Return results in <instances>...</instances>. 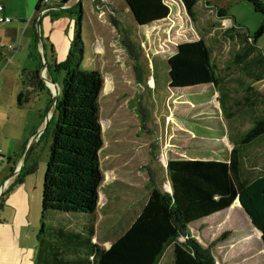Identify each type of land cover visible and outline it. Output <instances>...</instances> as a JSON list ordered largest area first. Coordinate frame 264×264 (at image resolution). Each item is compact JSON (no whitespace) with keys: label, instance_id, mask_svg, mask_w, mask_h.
<instances>
[{"label":"rangeland","instance_id":"374dc122","mask_svg":"<svg viewBox=\"0 0 264 264\" xmlns=\"http://www.w3.org/2000/svg\"><path fill=\"white\" fill-rule=\"evenodd\" d=\"M164 1L171 7L167 18L149 26H138L123 0H68L61 5L66 9L78 5L81 9L83 65L95 69L98 75L94 108L98 145L94 161L99 178L92 202L95 215L92 240L100 247L108 246L138 212L151 186L170 191L166 176L169 159L226 161L232 146L230 140L249 127L254 115L264 112V77L249 81L233 63L239 39L228 29L233 16L234 29L242 26L253 34L262 14L254 12L245 0H199L192 22L178 0ZM52 3L59 4V0ZM214 7L226 9L230 16L219 18L213 12ZM73 24L65 11L57 15L47 12L40 22L42 32L51 30L57 59L67 53ZM9 26L12 24L0 23V186L30 147L24 170L33 168L20 177L18 184L23 182L22 190L29 194L27 208L28 211L31 208L36 225L34 229L31 225L32 231L27 229L19 239L18 246L24 254L35 249V234L40 228V191L49 142V137H41V133L52 116L59 87L43 70L39 76L50 79L43 80L46 89L31 92L28 87V101L17 104L20 73L33 62L29 56L31 33L12 53L5 42L10 36ZM199 37L210 50L220 84L227 87L229 118L222 114L218 92L211 83L174 89L166 85L162 76L154 80L155 66L164 63L175 43ZM256 45L264 55V30ZM254 149L259 151L253 157L259 174L264 153L259 147ZM249 150L253 153V149ZM10 184L4 185L2 191ZM5 209L3 206L0 210V219ZM207 221L206 228L197 229L194 225L190 231L203 245L220 239L213 245L218 263L264 264L259 233L249 226L239 208L229 207ZM223 233L225 237L220 238ZM6 249L0 242V251ZM171 252L169 245L159 264H169ZM33 254L34 250L29 256L31 264Z\"/></svg>","mask_w":264,"mask_h":264},{"label":"trees","instance_id":"16d2710c","mask_svg":"<svg viewBox=\"0 0 264 264\" xmlns=\"http://www.w3.org/2000/svg\"><path fill=\"white\" fill-rule=\"evenodd\" d=\"M67 1L59 0L57 6ZM178 1L194 22V7L199 0ZM245 1L254 12L263 16L253 34L242 26L234 29L235 18L228 15L226 9L214 7L213 12L219 18L231 17L228 29L234 31L240 46L233 63L245 78L257 81L264 77V55L256 45L264 30V0ZM125 2L138 26L163 21L171 10L164 0ZM63 11L74 21L65 57L57 59L53 45L49 44V49L47 42L42 40L45 49L42 59L37 49L39 35L33 27L30 54L36 66L33 70L21 71V89L16 96L20 105L29 99L28 87L31 92L46 89L39 76L43 63L49 77L59 87L52 116L41 133V137H49V142L33 264H159L169 245H172L169 264H220L213 248L220 239L203 245L191 234L190 228L194 225L197 229L206 228L204 222L208 223L210 217L221 215L232 206L239 208L249 226L258 231V244L264 252V163L257 174L256 159L253 158L259 154L255 147L264 153V145H259L264 143V112L254 115L249 127L230 140L232 146L226 161L169 159L166 176L170 191L151 186L138 212L107 248L92 240L95 235L92 202L99 178L94 161L98 145V128L94 120L98 75L95 69L83 65L81 9L76 5L71 9H51L48 13L57 15ZM154 73L155 82L162 76L166 85L174 89L211 83L218 92L222 114L226 118L231 116L226 105L230 98L227 87L220 84L210 50L201 37L175 43L172 53L164 63L155 66ZM249 149H253V153ZM24 168L23 162L11 187L33 166L27 171ZM11 187L0 193V210L4 206V194ZM236 199L237 205H233ZM224 234L220 238L225 237Z\"/></svg>","mask_w":264,"mask_h":264},{"label":"crops","instance_id":"0c3cea01","mask_svg":"<svg viewBox=\"0 0 264 264\" xmlns=\"http://www.w3.org/2000/svg\"><path fill=\"white\" fill-rule=\"evenodd\" d=\"M0 4L3 5V13L10 18V21L7 23L12 24V26L7 27V29L9 30L7 34L10 36L7 37L8 39H6L5 41L7 43L6 45L8 49L11 50L12 53L16 52V50L21 47V43L24 37L28 40L29 32L31 33L32 40L33 27L36 28L37 21H39V33L40 31L42 33L41 39H39L37 43V49L41 53V47L42 45L44 46L42 40H45V42H47L46 46L48 45L50 49L49 44H52L51 41L53 40L50 32L51 30L42 32V28L40 26V22L42 21L45 14H42L38 20L39 14L37 13L40 10V0H0ZM49 4L51 6H54V9L56 10L62 8L58 7V4H53L52 0H49ZM37 5L38 8L36 9ZM14 19H16L17 23L14 22ZM29 56L33 59L34 63H31L30 68L26 69L27 71L33 70L36 66V61L31 56L30 51ZM5 60L7 61V59ZM43 70H46V67H41L39 69V73H42ZM21 161L22 158L19 157L16 161V164L14 165V168L18 167ZM20 167L18 168V172L20 170ZM17 173L5 177L2 185L0 186V189L2 188V186L4 187V185L10 184L11 181L14 182L15 178L18 175ZM23 185L24 184L22 182L12 186L4 201V206H6V209L5 211H3L4 213L2 212V218L0 219V242L3 245L7 246L8 249L0 251V264H31L32 262L29 256L30 252L33 253L34 249L32 248L33 250H30L29 253L25 252L26 254H22L23 249L22 247L18 246V242L22 237V233L26 234V232L28 231L27 229L32 231V229H30L29 227L33 225L34 229L36 225V223L33 224V220L31 217V208L30 211H28L27 208V202L30 203V198H28L29 194H27V190H22ZM16 218H19V220H16ZM108 246L102 248H107ZM17 257H19V262L17 260Z\"/></svg>","mask_w":264,"mask_h":264},{"label":"water","instance_id":"95a60500","mask_svg":"<svg viewBox=\"0 0 264 264\" xmlns=\"http://www.w3.org/2000/svg\"><path fill=\"white\" fill-rule=\"evenodd\" d=\"M123 2H124V4H125V6H126V9H128V11L130 12V14H131V16H132V18H133V15H132V12H131L129 6L126 4L125 0H123ZM60 7H63V6H60ZM38 14H39V13H38ZM39 18H40V15L38 16V20H39ZM133 20H134V18H133ZM36 30H37V33H38V35H39V39H41V36H40V33H39V21L36 22ZM41 56H42V59H44V46H43V45H42V47H41ZM42 67H45L44 63H43V65H42ZM40 74H41V73H40ZM42 79H43L44 81H50V79H46L45 77H43V75H42ZM57 94H58V93H56V95L54 96V98H56ZM29 150H30V147H29V149L27 150V152L24 154L23 159H22L20 165H19L18 167L14 168L13 172H12L10 175H13V174H15V173L18 172V168L23 164V162H24V160H25V158H26V156H27ZM10 175H9V176H10ZM2 190H3V186H2V188L0 189V193L2 192ZM236 201L238 202V199H236Z\"/></svg>","mask_w":264,"mask_h":264},{"label":"built area","instance_id":"2783aa9c","mask_svg":"<svg viewBox=\"0 0 264 264\" xmlns=\"http://www.w3.org/2000/svg\"><path fill=\"white\" fill-rule=\"evenodd\" d=\"M40 10L38 11L39 15L45 14L47 13L49 10L54 9V6H51L49 4V0H40ZM3 5L0 4V23H6L10 21V18L8 16H6L3 13Z\"/></svg>","mask_w":264,"mask_h":264},{"label":"bare ground","instance_id":"6f19581e","mask_svg":"<svg viewBox=\"0 0 264 264\" xmlns=\"http://www.w3.org/2000/svg\"><path fill=\"white\" fill-rule=\"evenodd\" d=\"M51 86V85H50ZM56 88V87H55ZM233 205H237V201L236 200H234L233 201Z\"/></svg>","mask_w":264,"mask_h":264}]
</instances>
